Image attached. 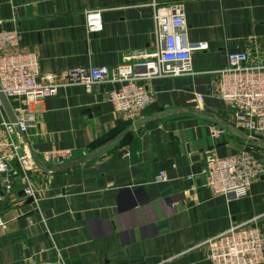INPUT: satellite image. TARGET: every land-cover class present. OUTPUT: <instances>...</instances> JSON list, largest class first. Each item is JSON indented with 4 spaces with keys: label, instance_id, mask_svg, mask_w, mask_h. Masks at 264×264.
<instances>
[{
    "label": "crops",
    "instance_id": "0c3cea01",
    "mask_svg": "<svg viewBox=\"0 0 264 264\" xmlns=\"http://www.w3.org/2000/svg\"><path fill=\"white\" fill-rule=\"evenodd\" d=\"M155 1L172 0H0V30L21 32L19 48L39 55L42 77L77 66L113 68L155 51ZM176 1L189 41L208 48L192 49L190 72L141 81L154 95L150 104L117 112L108 93L120 85L106 81L91 92L60 88L34 106L39 126L27 138L38 199L0 202V264H211L206 248L195 247L231 222L260 215L264 234V178L247 197L229 201L202 174L208 148L264 159V138L236 124L216 97L217 76L207 72L226 65L234 49L264 60V0ZM92 9L102 10V31L86 30ZM52 148L73 155L45 161ZM161 170L167 180L156 176Z\"/></svg>",
    "mask_w": 264,
    "mask_h": 264
},
{
    "label": "built area",
    "instance_id": "2783aa9c",
    "mask_svg": "<svg viewBox=\"0 0 264 264\" xmlns=\"http://www.w3.org/2000/svg\"><path fill=\"white\" fill-rule=\"evenodd\" d=\"M152 6L156 20L155 51L136 62L113 68L77 66L61 74L48 73L42 77L39 55L19 48L21 32L17 28L0 30V85L17 117L12 122L0 100V185L14 196L13 201L26 202L30 196L34 197V202L38 199L32 175V148L27 138L31 130L39 126L34 106L60 88L82 85L91 92L97 84L112 81L120 85L108 93L115 110L120 113L139 111L154 100L148 85L141 81L190 72L192 49L208 48L207 42L193 46L189 41L180 1H155ZM85 21L88 32L102 31V10L86 11ZM207 72L217 76L216 97L231 110L236 124L252 137L264 138V60L253 58L248 51L234 49L228 52L226 65ZM198 97L204 99L201 94ZM219 131L216 128V132ZM72 155L69 148H52L42 157L45 161L61 164ZM202 174L205 185L215 194L229 201L239 200L247 197L253 182L264 175V159L251 150L221 157L208 148L204 152ZM156 176L167 180L163 170ZM186 179L192 180L193 176ZM15 183L22 185L23 197L18 195L17 189L13 191ZM3 194L1 191L0 198ZM259 217L254 215L241 222H231L196 247L206 248L211 264H264V234L258 224ZM0 226H4L1 218Z\"/></svg>",
    "mask_w": 264,
    "mask_h": 264
},
{
    "label": "water",
    "instance_id": "95a60500",
    "mask_svg": "<svg viewBox=\"0 0 264 264\" xmlns=\"http://www.w3.org/2000/svg\"><path fill=\"white\" fill-rule=\"evenodd\" d=\"M0 100H1V102H2V104H3V106H4V109H5L6 113L8 114V117L10 118V120H11L12 122H15V121L17 120L16 114H15V112H14V109H13V107H12V105H11L10 100L7 98L6 94H5L4 91L1 89V85H0ZM261 177L264 178V175H262ZM18 195H19L20 197H23V196L25 195V193H24L23 190H20V191L18 192ZM32 202H34V197H33V196H30V197H28V198L26 199V203H27V204H30V203H32ZM167 223H168L167 220H163V221L159 222L158 227H159V228H162V227L166 226ZM25 254H26V257H30L31 254H30V251H29L28 248L25 249Z\"/></svg>",
    "mask_w": 264,
    "mask_h": 264
},
{
    "label": "rangeland",
    "instance_id": "374dc122",
    "mask_svg": "<svg viewBox=\"0 0 264 264\" xmlns=\"http://www.w3.org/2000/svg\"><path fill=\"white\" fill-rule=\"evenodd\" d=\"M262 139V138H261ZM1 184V183H0ZM14 187H16V185L14 186ZM16 189V188H15ZM15 189H13V191H15ZM1 191H2V193H4L3 194V197H2V199L0 198V202L1 203H5V206H10V204H12V202H13V200H12V198H14V196L12 195V194H10V193H6L5 192V187L4 186H1L0 185V195H1ZM2 196V195H1ZM10 200H12V201H10ZM40 219L43 221V218H42V216H40ZM195 248H198V247H195Z\"/></svg>",
    "mask_w": 264,
    "mask_h": 264
},
{
    "label": "trees",
    "instance_id": "16d2710c",
    "mask_svg": "<svg viewBox=\"0 0 264 264\" xmlns=\"http://www.w3.org/2000/svg\"><path fill=\"white\" fill-rule=\"evenodd\" d=\"M129 136V134L128 135H126L125 137H128ZM107 139H109V138H107ZM101 141H106V138H101Z\"/></svg>",
    "mask_w": 264,
    "mask_h": 264
}]
</instances>
